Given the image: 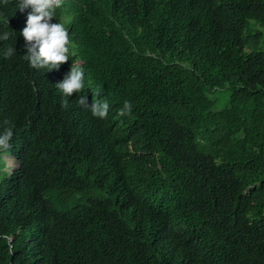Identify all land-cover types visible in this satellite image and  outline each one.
I'll return each mask as SVG.
<instances>
[{
  "label": "trees",
  "instance_id": "obj_1",
  "mask_svg": "<svg viewBox=\"0 0 264 264\" xmlns=\"http://www.w3.org/2000/svg\"><path fill=\"white\" fill-rule=\"evenodd\" d=\"M85 1L117 33L98 59L120 79L105 121L0 53L22 161L0 173V264H264V0ZM53 189L71 190L64 209Z\"/></svg>",
  "mask_w": 264,
  "mask_h": 264
},
{
  "label": "clouds",
  "instance_id": "obj_2",
  "mask_svg": "<svg viewBox=\"0 0 264 264\" xmlns=\"http://www.w3.org/2000/svg\"><path fill=\"white\" fill-rule=\"evenodd\" d=\"M0 41L2 58L19 56L26 69L37 73L40 83L55 93L62 108L99 121L110 115L111 96L120 79L102 81L98 59L111 60L117 33L94 26L85 0H0ZM31 84L37 93L38 83ZM2 87L0 83V91ZM131 110V103L125 101L121 114ZM15 133L13 124L4 120L0 125V173L7 176L22 167L12 149ZM129 151L137 155L132 145ZM109 191L107 187H92L91 198L108 199ZM70 194L68 189H53L52 205L64 209ZM0 237L6 239L7 250L13 255L12 233Z\"/></svg>",
  "mask_w": 264,
  "mask_h": 264
},
{
  "label": "rangeland",
  "instance_id": "obj_3",
  "mask_svg": "<svg viewBox=\"0 0 264 264\" xmlns=\"http://www.w3.org/2000/svg\"><path fill=\"white\" fill-rule=\"evenodd\" d=\"M10 164V163H9Z\"/></svg>",
  "mask_w": 264,
  "mask_h": 264
}]
</instances>
